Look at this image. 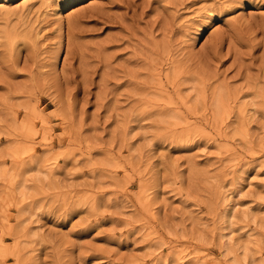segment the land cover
<instances>
[{
	"label": "rangeland",
	"instance_id": "374dc122",
	"mask_svg": "<svg viewBox=\"0 0 264 264\" xmlns=\"http://www.w3.org/2000/svg\"><path fill=\"white\" fill-rule=\"evenodd\" d=\"M249 2L0 0V264H264Z\"/></svg>",
	"mask_w": 264,
	"mask_h": 264
},
{
	"label": "bare ground",
	"instance_id": "6f19581e",
	"mask_svg": "<svg viewBox=\"0 0 264 264\" xmlns=\"http://www.w3.org/2000/svg\"><path fill=\"white\" fill-rule=\"evenodd\" d=\"M41 1V3H48L49 2V0H40ZM24 4V3H23ZM23 4H22V6H23ZM0 5H1V8H2V3H0ZM5 5V4H4ZM7 7V6H6ZM10 10H11V8H9ZM10 12V11H9ZM174 68V67H173ZM172 72H174V69H173V71ZM170 73V72H169ZM172 74V73H171ZM203 91V90H202ZM213 106H214V108H215V112H216V114L217 115H219L220 116V118L222 117V119H223V116H224V114L227 116V114H228V109H227V99L224 97V95H223V93L222 92H220V93H215L214 94V102H213ZM36 109V108H35ZM218 117V116H217ZM217 117H216V119H217ZM26 120H27V118H25ZM221 119V120H222ZM220 120V119H219ZM219 120H217V121H219ZM25 123V122H24ZM28 123V122H27ZM217 123H219V122H217ZM22 124H23V122H22ZM22 126V125H21ZM23 126H25L24 124H23ZM22 126V127H23ZM22 127H20V128H22ZM29 128V127H28ZM32 128H34V126L32 127ZM24 129V127L22 128V130ZM30 129V128H29ZM29 129H27L28 131H29ZM26 131V130H25ZM36 131V130H35ZM35 131H34V133H35ZM24 132V131H23ZM27 132V131H26ZM25 132V133H26ZM31 132V131H30ZM29 133V132H28ZM31 134V133H30ZM16 143H18L17 145L19 146V142H16ZM22 144V143H21ZM17 145H15V146H17ZM17 148V147H16ZM16 148H14V149H16ZM23 148V147H22ZM10 149V148H9ZM19 149V148H18ZM28 149H29V147H28ZM20 150H21V148H20ZM23 151V150H22ZM19 152L20 151H18V152H16V153H18L19 154ZM24 152V151H23ZM13 154H15V153H13ZM4 170V169H3ZM6 171V170H5ZM229 246V245H228ZM231 251V250H230ZM235 258H237L236 256H235ZM239 259V258H238ZM254 259V258H253ZM255 260L257 261V259L255 258ZM240 261V260H239ZM261 262H262V260H260ZM258 262H259V260H258ZM257 262V263H258ZM260 264H262V263H260Z\"/></svg>",
	"mask_w": 264,
	"mask_h": 264
},
{
	"label": "snow or ice",
	"instance_id": "6c2138e0",
	"mask_svg": "<svg viewBox=\"0 0 264 264\" xmlns=\"http://www.w3.org/2000/svg\"><path fill=\"white\" fill-rule=\"evenodd\" d=\"M252 4L249 2V0H236V5H235V11L239 12L241 9H247L251 7Z\"/></svg>",
	"mask_w": 264,
	"mask_h": 264
}]
</instances>
